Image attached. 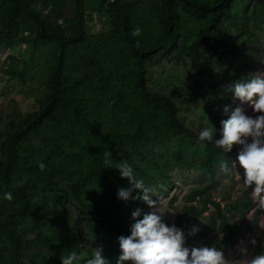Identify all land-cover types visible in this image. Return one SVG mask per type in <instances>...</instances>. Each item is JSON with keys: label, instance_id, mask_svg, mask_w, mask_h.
Segmentation results:
<instances>
[{"label": "trees", "instance_id": "trees-1", "mask_svg": "<svg viewBox=\"0 0 264 264\" xmlns=\"http://www.w3.org/2000/svg\"><path fill=\"white\" fill-rule=\"evenodd\" d=\"M98 11L108 27L92 34L85 0H0V48L55 47L38 108L0 130V264H60L69 250L90 254L97 247L115 264L130 213L145 210L139 199L116 198L129 185L103 163L105 151L112 167L127 161L153 189L172 182L173 167L213 173L221 160L230 167L235 159L238 146L224 153L197 137L210 124L219 129L230 104L226 87L261 60L264 0H103ZM137 26L141 33L132 37ZM188 61L198 74L219 73L195 123L150 86V69L171 71ZM212 185L213 179L192 189L184 211L198 223L215 209L210 227L216 233L201 244L223 251L243 230L259 226L264 206L244 195L222 207L212 200ZM5 191L11 201L2 198ZM262 251L258 241L250 257Z\"/></svg>", "mask_w": 264, "mask_h": 264}, {"label": "rangeland", "instance_id": "rangeland-1", "mask_svg": "<svg viewBox=\"0 0 264 264\" xmlns=\"http://www.w3.org/2000/svg\"><path fill=\"white\" fill-rule=\"evenodd\" d=\"M103 0H85L86 22L90 27L92 34L100 32L108 27L107 17L98 11ZM42 10L41 4L38 5ZM45 15L52 16L50 9L42 10ZM74 7L69 4L65 10L68 18L72 17ZM64 20L59 23L64 24ZM95 42V41H94ZM54 45H39L35 47L31 43L20 42L14 48H0V130L14 124L18 115L25 116L31 111L38 108V99L44 95L43 83L49 73L51 64L47 61L52 56ZM9 72H14L13 76ZM264 72V47L261 50L260 62L252 68V74ZM219 77L218 71L209 73L205 70L203 74H198L192 70L190 62L174 64L171 71L161 69H150V86L158 92L164 93L171 97L181 108V114L186 120H198L199 112L204 111V98L214 81ZM229 112L237 106L244 107L246 113L253 114L251 108L240 105L238 100H233L230 94ZM15 121V122H14ZM172 141L166 144V148L171 147ZM237 146V145H236ZM239 147V146H238ZM235 159H232L234 161ZM237 172L242 169L231 166L221 169L219 166L214 168L213 173H203L194 170H184L178 167L170 169L169 174L172 178L171 183L159 182V186L154 188V195L150 198L154 201H160V207L165 213V223H174L185 233V244L187 246H198L205 239L210 238L216 233L210 227V217L215 213V209L210 206L198 223H192V214L184 211L188 203L186 196L192 189L205 185L213 179L211 188L212 200L220 202L222 207L229 204L231 200L241 199L247 195L255 204L260 206L261 203L251 194V186H245L242 178L237 176ZM193 204H197L194 202ZM145 212L150 211L148 206L143 202ZM252 212L248 215L249 219ZM192 225L198 226V231L194 235H188ZM96 226L91 225L90 231L95 232ZM249 238H255L256 241L264 243V215L259 218V226L251 231L243 230L242 234L236 238L235 244L223 250L226 258H239L235 256V248L240 240H244L248 247V254L242 256L239 264H246L250 258V252L255 246L247 244ZM257 244V243H256Z\"/></svg>", "mask_w": 264, "mask_h": 264}, {"label": "clouds", "instance_id": "clouds-1", "mask_svg": "<svg viewBox=\"0 0 264 264\" xmlns=\"http://www.w3.org/2000/svg\"><path fill=\"white\" fill-rule=\"evenodd\" d=\"M140 33L141 29L137 26L131 30L130 35L137 37ZM134 43L135 46H140L139 40ZM226 91L240 105L246 104L253 114H259L249 115L241 106L229 112V107L225 105L223 112L227 118L219 121V129L209 122L210 126L200 129L197 142L202 145L210 142L224 153L230 152L233 145L239 146L232 166L242 169V172H237V176L242 178L245 186H251V194L264 206V72L245 75L228 85ZM103 157V163L116 169L120 178L126 179L129 185L127 188H118L116 198L124 202L130 197L133 200L139 199L150 209L144 212L137 207L130 213L132 222L128 227V234L117 237L119 254L115 264H239L240 258L248 254L244 240L238 241L235 248V256L239 258L231 259L226 258L222 249L216 246H187L184 231L174 223L166 224L160 201L150 198V195H154V189L135 174L127 161H119L112 167L111 153L105 151ZM39 166L44 167L43 164ZM219 167L226 169L227 161L221 160ZM134 190H138L137 196H132ZM2 198L8 201L13 199L12 194L7 191L3 192ZM198 230L197 225H192L188 235H194ZM256 243L255 238L247 241L252 246ZM101 253V247L93 248L90 254L69 250L58 258L60 264H110ZM86 255L87 258L84 259ZM246 264H264V251L259 255H252Z\"/></svg>", "mask_w": 264, "mask_h": 264}]
</instances>
